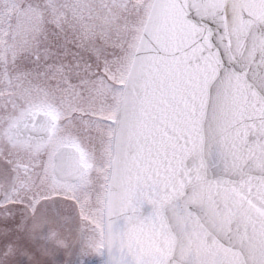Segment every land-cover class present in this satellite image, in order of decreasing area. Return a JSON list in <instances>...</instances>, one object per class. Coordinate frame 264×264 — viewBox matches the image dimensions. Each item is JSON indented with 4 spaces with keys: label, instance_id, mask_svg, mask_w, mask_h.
<instances>
[{
    "label": "snow or ice",
    "instance_id": "obj_1",
    "mask_svg": "<svg viewBox=\"0 0 264 264\" xmlns=\"http://www.w3.org/2000/svg\"><path fill=\"white\" fill-rule=\"evenodd\" d=\"M0 264H264V0H0Z\"/></svg>",
    "mask_w": 264,
    "mask_h": 264
}]
</instances>
